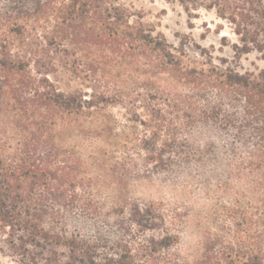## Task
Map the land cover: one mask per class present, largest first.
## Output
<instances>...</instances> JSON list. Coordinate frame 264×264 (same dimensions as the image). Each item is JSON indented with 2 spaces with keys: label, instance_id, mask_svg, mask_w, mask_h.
Wrapping results in <instances>:
<instances>
[{
  "label": "trees",
  "instance_id": "obj_1",
  "mask_svg": "<svg viewBox=\"0 0 264 264\" xmlns=\"http://www.w3.org/2000/svg\"><path fill=\"white\" fill-rule=\"evenodd\" d=\"M177 3L226 23L238 56L264 52V0ZM198 50L201 62L121 0H0L1 256L264 264V70ZM156 179L167 204L132 198Z\"/></svg>",
  "mask_w": 264,
  "mask_h": 264
},
{
  "label": "rangeland",
  "instance_id": "obj_2",
  "mask_svg": "<svg viewBox=\"0 0 264 264\" xmlns=\"http://www.w3.org/2000/svg\"><path fill=\"white\" fill-rule=\"evenodd\" d=\"M121 4L141 13L144 21L154 27L155 34L162 35L174 49L184 48L191 59L202 61L197 54L200 49L211 54L214 63L217 64L220 59L226 60L229 66L241 74H256L264 70V52L252 51L238 56L235 49L239 45L237 38L231 28L212 12L199 10L188 16L177 0H121ZM71 144L74 145L73 142ZM79 149L82 153L85 145L79 146ZM130 193L142 205H164L173 198L171 192L161 187L157 179L132 184ZM105 199V194H102L100 201L105 203ZM197 241L198 236L190 224L189 229L181 230L180 245L176 252L183 257L191 256ZM0 264L15 263L0 255Z\"/></svg>",
  "mask_w": 264,
  "mask_h": 264
}]
</instances>
